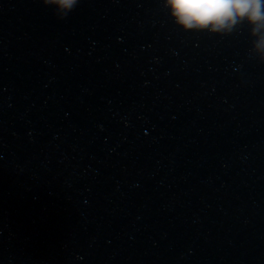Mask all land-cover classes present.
<instances>
[{"label":"water","instance_id":"water-1","mask_svg":"<svg viewBox=\"0 0 264 264\" xmlns=\"http://www.w3.org/2000/svg\"><path fill=\"white\" fill-rule=\"evenodd\" d=\"M253 39L0 0V264H264Z\"/></svg>","mask_w":264,"mask_h":264},{"label":"clouds","instance_id":"clouds-1","mask_svg":"<svg viewBox=\"0 0 264 264\" xmlns=\"http://www.w3.org/2000/svg\"><path fill=\"white\" fill-rule=\"evenodd\" d=\"M79 0H39L63 20ZM171 20L183 31L231 34L247 25L253 43L249 52L264 63V0H162Z\"/></svg>","mask_w":264,"mask_h":264}]
</instances>
